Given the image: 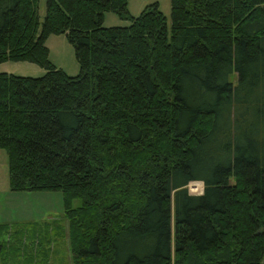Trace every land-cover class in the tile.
<instances>
[{
	"label": "trees",
	"instance_id": "trees-1",
	"mask_svg": "<svg viewBox=\"0 0 264 264\" xmlns=\"http://www.w3.org/2000/svg\"><path fill=\"white\" fill-rule=\"evenodd\" d=\"M127 5L0 0V63L46 70L0 72L10 190L63 192L74 264H264V0ZM40 232L0 225V264H48Z\"/></svg>",
	"mask_w": 264,
	"mask_h": 264
},
{
	"label": "rangeland",
	"instance_id": "rangeland-1",
	"mask_svg": "<svg viewBox=\"0 0 264 264\" xmlns=\"http://www.w3.org/2000/svg\"><path fill=\"white\" fill-rule=\"evenodd\" d=\"M153 2L158 3L159 9L170 22V0H128L127 9L132 16H138L146 5ZM38 11L42 20L45 14V0H39ZM129 24L128 19L120 18L114 12L104 13L102 25L105 27ZM45 44L48 48V59L55 67L64 70L68 75L78 74L79 64L73 46L65 35L51 34L47 36ZM0 72L39 77L46 70L29 61L7 60L0 63ZM202 190L203 184L200 181L188 184V191L192 194H200ZM79 204L80 199L72 201L73 206ZM7 224L11 228H30L36 234L42 231L45 233L43 236L51 238L48 264H74L67 233L68 221L64 217L63 192L10 190L8 155L5 150L0 149V225ZM3 239L9 241L6 235ZM27 242H30V239Z\"/></svg>",
	"mask_w": 264,
	"mask_h": 264
}]
</instances>
